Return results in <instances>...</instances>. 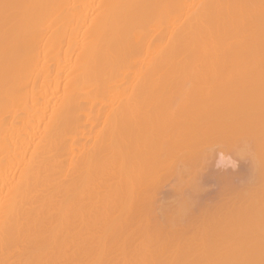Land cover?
<instances>
[{"label":"bare ground","instance_id":"bare-ground-1","mask_svg":"<svg viewBox=\"0 0 264 264\" xmlns=\"http://www.w3.org/2000/svg\"><path fill=\"white\" fill-rule=\"evenodd\" d=\"M0 264H264V0H0Z\"/></svg>","mask_w":264,"mask_h":264},{"label":"rangeland","instance_id":"rangeland-1","mask_svg":"<svg viewBox=\"0 0 264 264\" xmlns=\"http://www.w3.org/2000/svg\"><path fill=\"white\" fill-rule=\"evenodd\" d=\"M216 148V147H215ZM218 148V147H217ZM215 149L216 150V152H222V154H221V156H220V154H219V156H215V154L213 155L214 157L213 158H211L210 157V159H212V160H209L208 161V165L206 166V165H202V167H206V168H204L205 170H204V172L202 171V169H200V171H197V172H199L198 174H199V176L197 177L198 179H199V177H201L202 176V178H200V180H197L196 181V177H195V182H196V184L197 185H199V183L202 181V184H203V188H204V191H203V193L201 194V198H199V200L200 199H202V201L204 200H206L207 202H211L212 200H214L216 197H217V195L216 194H220L221 192H219V190H220V188H222V190H223V188L224 187H226L227 185H226V183L228 184V182L230 183L231 181H235V183L239 180L238 178H240V177H242V175L243 174H241L242 173V171H240V170H242V169H245L246 168V170H247V163H248V161L247 160H245V158L243 159V158H239L238 159V157L236 158L235 157V159L232 157V159H234V160H231L230 162H228L227 160H229V159H227V160H225V158H224V161H222V157H224V155H223V152L224 151H221V149H220V147H219V149ZM215 152V153H216ZM211 155V154H210ZM209 155V156H210ZM216 155H217V153H216ZM209 156H207V158L209 157ZM217 158V159H216ZM220 158H222V159H220ZM228 158V157H227ZM231 159V158H230ZM237 159V160H236ZM247 159V158H246ZM215 161V162H214ZM232 161H233V163H232ZM247 161V162H246ZM211 162V163H210ZM225 162H227V163H225ZM204 163H206V162H204ZM231 163V164H230ZM219 164H221V167H222V165H223V168H218V165ZM229 165V167L228 168H226V166H228ZM238 166V167H237ZM225 167V168H224ZM233 167V168H232ZM237 167V168H236ZM216 168H218V169H216ZM222 169V170H221ZM236 169V170H235ZM228 170V171H227ZM233 171H235V172H233ZM197 172H196V174H197ZM232 173V174H231ZM243 173H244V175L247 173V172H244L243 171ZM196 174H195V176H196ZM202 174V175H201ZM222 174V175H221ZM224 174H225V177L223 178V176H224ZM228 174V175H227ZM229 174L231 175V176H229ZM238 174V175H237ZM192 175V174H191ZM226 175H227V178L228 179H226ZM190 176V175H189ZM188 176V177H189ZM193 177H194V174L192 175ZM212 176V177H211ZM229 176V177H228ZM238 176V177H237ZM186 177V176H185ZM190 178L189 177V179L188 178H184V185L186 186V185H188V184H190L191 182H192V180H194V178ZM232 177V178H231ZM216 178V179H215ZM234 178V179H233ZM235 178L236 179H238L237 181L235 180ZM221 179H223V180H225V183H224V181L223 180H221ZM207 180V181H206ZM227 180H228V182H227ZM231 180V181H230ZM172 182L173 180H169L168 182ZM168 183V184H166L167 182H164L165 183V185H164V183H163V186H164V188H163V186L161 187V194H160V196L159 197H161V199H163L164 200V198L166 197V200H167V198L169 199L168 200V203L169 204H172V200H173V198L172 197H174V195L172 196L171 194H172V192H169V189H171V185H172V183ZM186 183H188V184H186ZM220 183V184H219ZM232 183V182H231ZM234 183V182H233ZM174 184V183H173ZM202 184H200V186L202 185ZM175 188L176 187H179L180 185H181V183H177L176 184V181H175ZM226 185V186H225ZM199 187V186H198ZM165 188H166V190H165ZM202 188V187H201ZM177 189V188H176ZM185 189H188L189 191H190V188H189V185L185 188ZM199 189V188H198ZM188 190H186L185 192H189ZM163 191V192H162ZM201 191V190H200ZM171 193V194H170ZM198 193H199V190H198ZM213 193V194H212ZM169 195H170V197H169ZM186 195H188V194H186ZM198 196H199V194H197ZM196 197V196H195ZM207 198H209V199H207ZM213 198V199H212ZM198 199V198H197ZM174 200H176V196H175V198H174ZM165 201V200H164ZM201 201V200H200ZM167 202V201H166ZM171 202V203H170Z\"/></svg>","mask_w":264,"mask_h":264}]
</instances>
